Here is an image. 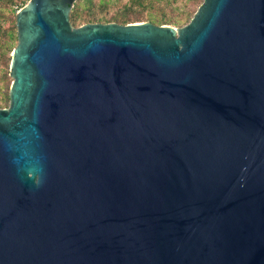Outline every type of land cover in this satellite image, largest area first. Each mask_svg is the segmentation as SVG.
<instances>
[{"label": "water", "instance_id": "95a60500", "mask_svg": "<svg viewBox=\"0 0 264 264\" xmlns=\"http://www.w3.org/2000/svg\"><path fill=\"white\" fill-rule=\"evenodd\" d=\"M15 14L0 264H264V0L183 26Z\"/></svg>", "mask_w": 264, "mask_h": 264}, {"label": "rangeland", "instance_id": "374dc122", "mask_svg": "<svg viewBox=\"0 0 264 264\" xmlns=\"http://www.w3.org/2000/svg\"><path fill=\"white\" fill-rule=\"evenodd\" d=\"M84 1L73 2L82 17L91 14L111 20L119 14H125L131 20H147L148 17L185 19L186 15L187 20L201 0H177L170 5L165 0H104L103 6L99 5V0H94L95 5L92 6ZM21 5L22 0H0V107H7L9 102L8 91L12 80L9 76V64L17 43L15 14ZM80 23L85 22L80 20Z\"/></svg>", "mask_w": 264, "mask_h": 264}, {"label": "trees", "instance_id": "16d2710c", "mask_svg": "<svg viewBox=\"0 0 264 264\" xmlns=\"http://www.w3.org/2000/svg\"><path fill=\"white\" fill-rule=\"evenodd\" d=\"M177 0H165L166 4L170 5L173 4L174 2H176ZM203 0L199 1L197 6L200 5V3ZM23 5L26 4L28 2V0H22ZM85 3H89L90 6L95 5L94 0H85ZM104 0H99V5L103 6ZM21 5V7L23 6ZM196 11V9L194 10ZM194 11H192L191 15H188L187 20H186V15H185V19H171V18H165V17H161L160 19H155L154 17H148L147 20H140V19H136V20H131L130 16L125 15V14H119L117 15L114 19H106L103 16L101 17H97L95 15H87V17H82V15H80L78 13L77 7L75 5L72 6L71 10H70V14H69V18L70 21L72 23V25L74 26H78L81 25L80 20L85 22V23H93V22H101V23H105V22H116V23H120V24H126V23H130V22H139V21H150L154 24H169L172 26H176L178 25V27L181 25L183 26L185 23H188V21L191 19L192 15L194 14Z\"/></svg>", "mask_w": 264, "mask_h": 264}]
</instances>
